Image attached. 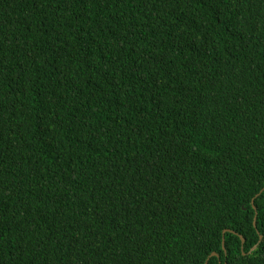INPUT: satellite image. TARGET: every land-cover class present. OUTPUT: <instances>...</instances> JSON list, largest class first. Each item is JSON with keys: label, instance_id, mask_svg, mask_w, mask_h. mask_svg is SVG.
Instances as JSON below:
<instances>
[{"label": "trees", "instance_id": "trees-1", "mask_svg": "<svg viewBox=\"0 0 264 264\" xmlns=\"http://www.w3.org/2000/svg\"><path fill=\"white\" fill-rule=\"evenodd\" d=\"M207 262L264 264V0H0V264Z\"/></svg>", "mask_w": 264, "mask_h": 264}, {"label": "water", "instance_id": "water-1", "mask_svg": "<svg viewBox=\"0 0 264 264\" xmlns=\"http://www.w3.org/2000/svg\"><path fill=\"white\" fill-rule=\"evenodd\" d=\"M259 196V195H258ZM257 196V197H258ZM256 197V198H257ZM255 198V199H256ZM255 199L252 201V205H253V208H254V210L256 211V215H255V218H254V226H255V228H257V209H256V207H255ZM227 232H230V230H226L225 232H224V240H223V246H225V234L227 233ZM241 239H242V242H243V244L245 243V239L243 238V237H241ZM262 239V236L260 237V240ZM257 248V246L253 249V250H255ZM211 257H219V255L217 254V253H214V254H212V256ZM206 264H208V262L206 263Z\"/></svg>", "mask_w": 264, "mask_h": 264}]
</instances>
